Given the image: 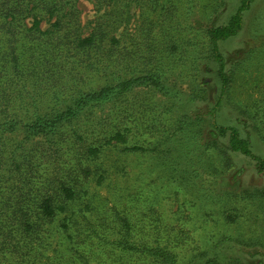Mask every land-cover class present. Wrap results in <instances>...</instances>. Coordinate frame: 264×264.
Returning a JSON list of instances; mask_svg holds the SVG:
<instances>
[{
  "label": "rangeland",
  "instance_id": "rangeland-1",
  "mask_svg": "<svg viewBox=\"0 0 264 264\" xmlns=\"http://www.w3.org/2000/svg\"><path fill=\"white\" fill-rule=\"evenodd\" d=\"M239 2L75 3L80 33L97 24L118 45L110 56L93 51L69 56L65 69L59 65L47 79L48 85L59 83L57 96L50 88L35 98L22 95L35 105L19 109L23 122L0 135V175L12 176L16 166L31 163L34 181L42 173L50 176L51 152L43 158L41 151L55 139L32 128L26 111L50 118L77 92L113 88L117 77L142 81L117 101L83 105L72 125L61 130L67 143L57 163L68 164L58 176L70 181L75 198L66 214L47 226L53 230L40 253L51 259L33 264H160L163 253H171L177 264H264V173L251 158L228 150L227 137L215 134L209 115L220 83L206 30L224 24ZM217 49L229 84L215 121L237 128L251 152L264 159V0H254L241 31L218 42ZM116 131L124 143L103 145L94 159L80 162L90 175L69 160L71 151L64 148L70 135L97 145ZM68 214L77 223L58 230ZM124 246L136 250L127 254L120 251Z\"/></svg>",
  "mask_w": 264,
  "mask_h": 264
},
{
  "label": "trees",
  "instance_id": "trees-1",
  "mask_svg": "<svg viewBox=\"0 0 264 264\" xmlns=\"http://www.w3.org/2000/svg\"><path fill=\"white\" fill-rule=\"evenodd\" d=\"M77 1L0 0V135L12 132L20 122H23L17 116L19 109L35 105L21 100L23 94L24 97L29 95L31 99L40 95V92L46 88H50V91L57 96L59 83L53 81L48 85L47 79L56 75L55 70L59 65L61 70L65 69L69 56L76 58L80 53L91 51L97 52L100 56H110L111 50L118 45V40L113 36L108 37L100 25L95 24L86 35L79 32L77 21L73 19L77 14L75 10ZM89 1L109 5L116 0ZM123 1L139 3V0ZM253 2L254 0H240L236 11L224 24L206 30L212 59L217 64L216 71L220 83L216 107L210 109L209 115L214 121L215 134L227 137L228 150L251 158L255 169L259 173H264V159L251 152L248 142L240 137L238 129L221 126L215 121L216 109L220 107L221 98L229 84L225 62L218 52L217 44L236 36L241 31L243 14ZM42 24L47 25L45 30L41 28ZM64 58L68 60L65 61ZM45 73L50 76H43L40 79L39 76ZM117 78L113 88L106 86L91 93L77 92L74 96L64 99L62 107L53 111L50 118L35 113L29 115L25 109V116L28 117L24 118L32 117L30 121L32 128L41 127L45 129L42 132H46V135L50 134L49 136L56 140L48 142L49 147L41 151L43 158L51 152L46 162L51 160L53 164L50 167V176L42 173L36 181L30 177L34 169L31 163L24 167L16 166L14 168L16 173L12 176L0 175V264H33L40 259H51L50 256L40 253L45 248V237L49 238L53 230L48 229L47 226L54 223L59 213L66 214L67 203L75 198L70 181L62 178L63 175L58 176V171L64 170L63 165L68 164L66 161L57 163L61 160L58 152L63 150V143H67L63 141L61 130L72 125L83 105L90 103L101 107L106 103L117 101L134 83L142 81L140 78L128 80ZM145 79L151 80L150 77ZM31 81L34 85L30 84ZM29 85L33 88L31 91L27 89ZM74 135H76L75 140L71 139L70 135L69 143L64 149L71 151L69 160L76 163L75 166L84 176L90 175V171L80 162L88 157L90 160L94 159L103 145L112 142L124 143L120 131L109 133L102 141H95L102 143L97 145L93 142L87 144L88 139L82 135L76 133ZM130 149L136 151L140 148ZM75 166H73L74 170ZM74 218L69 214L63 216L58 230L62 229L64 232L67 225L77 223ZM135 250L126 246L120 248V251L127 254L134 253ZM162 258L159 259L160 264H177L171 253H163Z\"/></svg>",
  "mask_w": 264,
  "mask_h": 264
}]
</instances>
